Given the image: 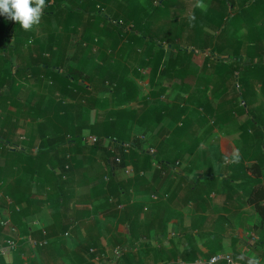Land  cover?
<instances>
[{"label":"trees","instance_id":"obj_1","mask_svg":"<svg viewBox=\"0 0 264 264\" xmlns=\"http://www.w3.org/2000/svg\"><path fill=\"white\" fill-rule=\"evenodd\" d=\"M198 1L160 0L153 6L149 0L148 6L143 0H46L42 19L55 16L67 27L28 31L0 15V243L23 237L14 251L0 255V264H51L49 256L55 264H93L97 254L105 264H170L225 252L219 237L208 249L192 239V232L183 233V214L172 202L187 189L184 182L216 183L214 171L194 175L187 164L204 153L202 143L214 127L234 118L235 108L247 113L255 128L264 126L263 113L254 112L264 109V27H253L257 34L249 27L237 34L228 26L232 0ZM33 35L40 51L37 65L23 66L16 52ZM184 41L192 47H184ZM137 62L150 70L149 94L132 72ZM31 78L46 92L37 103L29 93L20 95ZM167 81L174 82L168 96ZM18 114L30 120L23 132L17 131L18 119L9 125ZM89 134L98 140L85 139ZM113 137L118 144L109 141ZM126 142L128 153L120 145ZM151 147L159 153H150ZM127 166L135 170L131 177L124 174ZM82 169L86 177L73 187L72 175ZM251 189L252 198L264 187L253 183ZM6 209L18 233L1 224ZM178 214L177 240L154 245L151 238L167 237ZM262 214L251 227L262 231L254 243L260 259L264 206ZM86 221L92 222L87 239L70 249L65 233L77 232ZM29 236L48 244L32 247L24 239ZM239 243L231 242V255L241 263L251 261L239 258ZM118 245L129 251L117 257Z\"/></svg>","mask_w":264,"mask_h":264},{"label":"crops","instance_id":"obj_2","mask_svg":"<svg viewBox=\"0 0 264 264\" xmlns=\"http://www.w3.org/2000/svg\"><path fill=\"white\" fill-rule=\"evenodd\" d=\"M239 28L245 30L246 33L248 32V29L245 27H236L234 28V32L240 34ZM249 28L252 32L259 33L258 31H253V27ZM243 30L241 31L243 32ZM249 43L252 45L253 41ZM21 56L18 58L19 64H22L24 61V57ZM18 80L19 82L21 81L20 83L25 82L24 77ZM148 81L150 83L149 79ZM138 82L140 83V81ZM26 87L20 95L24 97L25 93H29V98L31 99L32 96L33 102L36 103L46 93L44 85L34 78L29 80ZM17 90L19 91V89ZM258 104L259 102L255 103L253 108H251L254 109ZM9 109L15 110L11 105ZM235 109L237 111L234 114V118H230L228 121L220 123L218 127H214L213 134L202 143L204 153L199 157H195L194 160L193 157H190L187 164L189 173L194 175L201 172L211 173L214 171V174H218L216 183L212 185L213 183L207 182L197 186L192 182L189 183V181L184 182L185 184H182V186L183 188L187 187V189H180L178 196L184 191L187 194L186 202L182 204V208L177 203L179 202L177 199L172 204L175 210L177 209L178 212L183 214L182 220L184 226L187 227L184 228L183 233L185 231L192 232V239L201 244L205 243L208 245V249L212 239L219 237L224 242L226 249L225 252L221 253H230L232 255L231 242L240 240L238 250L242 256H239V258L245 257L252 261L260 259L261 255L260 249L255 248L254 243L260 240V233L262 231H259V228L253 230L251 227L260 223L261 217L263 216L264 189L258 190V192L252 195V198L250 192L252 191L253 183L256 186L264 187V126L261 125L259 128H255L257 124L255 123L256 126L254 127L249 123L247 113L240 107ZM1 112L2 110L0 108ZM254 112L256 114L262 112L263 114H260L259 117L264 121V109ZM16 119L19 120L17 122L19 126L17 131H25V123L30 121L29 118H25L22 114H18V116L13 115V119L9 125L16 123ZM213 123L214 120H210V124ZM2 125L3 122L0 121V128ZM35 151L37 150L35 149ZM176 164L175 170L180 171L181 168L180 166L178 167L180 164ZM86 172V169H82L72 175L73 187L83 182ZM201 196H204V200ZM257 204L259 208H257ZM124 206L125 204H122V207ZM185 208L188 211L187 219L184 218L185 215L183 213ZM144 210L147 211L148 207L145 206ZM180 216L172 219L174 231H169L171 233H168L167 237H152L151 242L157 247H165L169 244V240L175 237V240H177V235L179 234L178 226L181 220ZM35 225L38 226L40 224ZM91 225V221H86V225L82 226L77 232L68 231L70 234L68 236L64 235L65 241L69 242L70 249L75 248L78 242L87 239V228ZM181 235L183 236V234ZM234 236H238L237 239H234ZM101 242L103 244L107 243V239L101 237ZM184 244L185 242H181L180 247L183 248ZM208 249L205 247L204 251ZM107 253L111 255L112 252L108 249ZM48 258L50 260L49 262L53 264V258L50 256ZM206 259L209 258H199L194 262L177 259L173 260L170 264H197L196 262L198 260ZM234 260L237 264H242L240 260L238 261L235 258Z\"/></svg>","mask_w":264,"mask_h":264},{"label":"rangeland","instance_id":"obj_3","mask_svg":"<svg viewBox=\"0 0 264 264\" xmlns=\"http://www.w3.org/2000/svg\"><path fill=\"white\" fill-rule=\"evenodd\" d=\"M143 1L145 2L144 3L145 5L147 4L149 6V0H143ZM150 1H152L153 6L160 3V0H150ZM198 2H200V0ZM231 2L233 4V6L231 4H229V1L227 3L229 5V9L231 11L230 16H229V23H228L229 27H233V29L236 27H245L247 29H248V27H264V0H249L245 4H244L245 0H239V1L238 0H232ZM202 4H203V2H202ZM245 5L246 6L248 5V7H249V5H252V10L248 9V7H246ZM203 6H205V3ZM259 14H261L260 20L258 18ZM42 18H43V16L41 17L40 23L38 25H35L34 27H64L65 26L64 24H61V26H59L55 20L56 19L55 16H53L51 18H47V17H44V19H42ZM0 23L4 24L3 20L0 21ZM65 27H67V25ZM239 29H240L239 33L241 35H244L246 33L245 30H243L242 28H239ZM241 30H243V32ZM36 34H37V36H39L38 33H36ZM35 37H36L35 35L30 36L29 37L30 40L27 41L26 43H24V46H22V48H20V50H18L16 52L17 54H20L24 57L23 63H25V64L22 63L23 66L29 65L30 67H32L34 61L37 60L36 58H34V56H37L38 52H40V51H38L37 47L39 46V44L35 40L36 39ZM24 40H25V38H24ZM165 46L167 47V44H165ZM183 46L187 47L189 49H190V47H192V45L189 44V42H187V41L183 42ZM196 48H198V46ZM205 55H206V52L204 53V56ZM1 61H2V59H1V55H0V63H1ZM34 65H37V64L34 63ZM87 69L90 70L89 68H87ZM132 72L134 75H137V79H138V81H140V83L139 82L138 83L141 86L142 92L144 94L149 93V91H150V88H149L150 83L148 81L149 73H150L149 68L142 67L141 64H139V62H137L134 65ZM165 85H167L168 88L170 87V89L167 91V96H168V94H170L172 92V87L174 85V82L167 81L165 83ZM21 132H23V130H21ZM146 139H147V137H146ZM153 148H155L156 152L159 153V150L156 147H153ZM157 153H153V155H156ZM155 163H157L160 166V164L158 162H156V159H155ZM179 166L180 165H178V167ZM183 184H185V183H183ZM186 195L187 194L184 191H182L180 194V198L177 200V201H179L177 203L179 204L180 208H182V204L184 202H186ZM181 198H184V200H182ZM183 213L185 215L184 218L187 219L188 211L186 208H185ZM171 230L172 231L175 230L173 222H171L170 226H169V231H171ZM169 233H171V232H169Z\"/></svg>","mask_w":264,"mask_h":264},{"label":"built area","instance_id":"obj_4","mask_svg":"<svg viewBox=\"0 0 264 264\" xmlns=\"http://www.w3.org/2000/svg\"><path fill=\"white\" fill-rule=\"evenodd\" d=\"M263 62H264V56H263ZM163 98H165V96H163ZM85 139H87L90 142H96L98 140L97 136H93V135H87L85 137ZM109 141H113V143H119L116 137L113 138H109ZM121 147L124 148V152L128 153L129 152V148H130V143L126 142V143H121L120 144ZM150 153H157L156 149L151 147L149 149ZM117 162H121V157L118 156L116 158ZM179 163L177 162L176 165H178ZM155 166L160 167L157 163H154ZM66 167L68 168L69 165L67 164ZM124 174L128 177H131L135 174V170L133 168V166H127L124 169ZM141 175L143 174V172L140 173ZM106 180L109 179V176L107 175L105 177ZM3 196L2 191H0V198ZM155 197V196H154ZM6 200L8 201V203H11V199L9 197H6ZM120 208H122V205H120ZM1 224L3 226H11V230L12 232L18 233V227L15 225H12V221H11V211L9 209H6V217L5 219H3L1 221ZM33 224H39V222L37 220L33 221ZM70 233L66 232L65 236H68ZM23 237L20 236L18 237V239H14V238H7L5 239L2 243H0V255H6L8 253H11L12 251H14L18 244L19 241L22 239ZM30 246L32 247H38V246H46L48 244V240L44 239V240H38L35 239L31 236L24 238ZM92 251H95V249H91ZM129 251V247L127 246H123V245H118L116 246V248L114 249V253L117 257L121 256L124 252ZM105 257L103 255H99L97 254V256H95V258L93 259V264H105L104 262ZM227 262L228 264H237L235 262V260L233 259L232 255L230 253H218L212 257H210L209 259L206 260H198L196 263L197 264H216V263H220V262ZM256 264V262H259V264H264V259H258V260H252V261H247L245 263L242 264Z\"/></svg>","mask_w":264,"mask_h":264},{"label":"clouds","instance_id":"obj_5","mask_svg":"<svg viewBox=\"0 0 264 264\" xmlns=\"http://www.w3.org/2000/svg\"><path fill=\"white\" fill-rule=\"evenodd\" d=\"M45 4L46 0H0V15L18 22L28 31L40 23Z\"/></svg>","mask_w":264,"mask_h":264}]
</instances>
